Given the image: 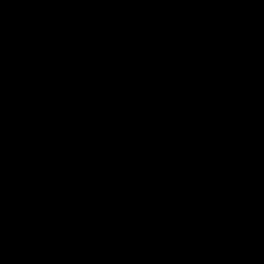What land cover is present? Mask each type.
Here are the masks:
<instances>
[{
	"label": "trees",
	"instance_id": "trees-1",
	"mask_svg": "<svg viewBox=\"0 0 264 264\" xmlns=\"http://www.w3.org/2000/svg\"><path fill=\"white\" fill-rule=\"evenodd\" d=\"M37 1L0 0V105L6 122L30 128L22 123L16 138L28 133L24 143L5 148L19 150L14 165L46 170L88 139L99 113L79 92L114 82L117 92L126 87L143 99L145 114L182 128L184 139L215 151L230 138L241 146L223 160L264 154V120L238 111L240 99L264 100V46L244 39L253 21L233 28L220 18L197 19L193 34L178 28L186 0H161L162 7L152 8L161 18L139 14L137 0H105L103 10L82 3L41 8ZM227 1L264 14V0ZM90 12L102 15L89 19ZM9 16L12 23L2 30ZM147 35H160L165 50L140 64ZM234 46L249 51L228 50ZM10 55L15 68L8 73L12 62L2 64ZM36 146L42 149L24 156ZM84 155L86 172L46 195L78 204L72 223L47 227L33 204L15 201L0 215V249L83 254L99 242L114 255L145 257V264H248L258 255L253 248L264 247V195L210 190L157 152L109 146ZM117 177L121 187L134 185L135 194L112 196Z\"/></svg>",
	"mask_w": 264,
	"mask_h": 264
},
{
	"label": "water",
	"instance_id": "water-1",
	"mask_svg": "<svg viewBox=\"0 0 264 264\" xmlns=\"http://www.w3.org/2000/svg\"><path fill=\"white\" fill-rule=\"evenodd\" d=\"M161 41L144 45L139 63L144 64L164 53ZM228 50L248 53L245 47H228ZM81 98L94 105L98 118L91 129L86 143L78 149L60 154L53 162L52 173L57 179L29 169L14 167L11 162L0 163V215L15 201H28L35 205L37 219L47 227L67 226L72 223L78 204L57 199L51 203L42 201V195L52 193L62 180L83 175L84 151L98 150L112 146L132 147L134 150L157 152L169 163L187 167L185 175L196 178L210 190L229 189L264 195V155L257 162H226L210 146L197 140L184 139L185 131L178 126H164L157 117L145 114L129 98L112 88L95 87L81 89ZM239 112L245 119L257 120L263 109L252 103H241ZM21 123L5 125L0 119V148H7L9 142L21 135ZM122 188L111 195L122 193ZM94 255L93 264H145L147 258L125 251L114 255L103 244L88 246ZM0 264H90L83 254L75 250L55 255H35L30 252L11 254L0 252ZM248 264H264V253L257 255Z\"/></svg>",
	"mask_w": 264,
	"mask_h": 264
},
{
	"label": "rangeland",
	"instance_id": "rangeland-1",
	"mask_svg": "<svg viewBox=\"0 0 264 264\" xmlns=\"http://www.w3.org/2000/svg\"><path fill=\"white\" fill-rule=\"evenodd\" d=\"M40 1H42L44 3H47V5L49 6L47 0H40ZM104 1L105 0H73V1L72 0H65L68 8L74 6L76 3H82V4H88L89 6H93V7L97 8V9L100 8V10L105 9ZM191 1L193 2L192 6H189L188 8H186L185 11L189 12L188 16H190V15L195 16V17H192V20H194L196 18L209 17V16H211V14H215V13H218V14L222 13V16L227 15V19L229 21L227 23V25L229 27H237V26H239L242 23L247 25V24H249V23H251L253 21L252 25H254V27L251 29V32L244 39L247 40L246 42L248 44H251V45H254V46H264V14H253L252 8L249 7L248 10H247L248 12H246V16L244 17V16H242V14L237 9L233 10L232 7H226L223 2H220V0H191ZM57 6H61L62 7V4L57 3ZM199 8L205 9V14H203L201 17L198 15V12H197ZM137 10L139 11V14L140 13L142 14V12H141V10L139 8ZM101 15L102 14L100 12H96L95 17L98 18ZM220 19H221V17H220ZM249 21H251V22H249ZM7 22L9 23V22H11V20H7L6 23ZM192 22L193 21L182 22L180 24H181L182 28H191V26H193ZM5 29H6V27L2 25V30H5ZM242 31H244V28L242 29ZM145 40H149V42L154 41V40L162 41V38L161 37H159V38H145ZM14 58H15L14 55H10L9 58H6V60L2 64V68H7L9 66V61L12 62V66L9 68L8 73L13 71L14 68H15ZM21 68H20V71H21V75H22L24 69H21ZM22 76L24 77V75H22ZM116 84L117 83L114 82L113 85L111 86V88L115 87ZM119 88L120 89H119L118 92L123 94L127 98H129L139 108H142V109L146 108V105H145L143 99L139 98L136 94L132 93L126 87H122L121 86ZM142 102H143L144 105L142 104ZM245 102L250 103L249 101H246V100H243L241 103H245ZM145 111H149V110L146 108ZM5 114H6V106L1 104L0 105V119H1V122L3 124L9 125V124H12V123H19L20 122V121L19 122H6L4 120ZM61 115L62 114H60V117H61ZM60 117H59V119H60ZM59 119H57V120H59ZM22 123L26 126V128H29L25 121L22 122ZM174 126H176V125H174ZM31 129H32V127H31ZM27 135H28V133H26L21 139L13 138L9 142V144H15V143H18L20 141L22 143H24V140H25ZM88 135H89V133H88ZM86 139H84L79 146H77V145L72 146L70 150H75V149H78L81 146H83L86 143ZM226 142H230V143H229V145L224 146L225 150L222 151L223 147L218 148L216 150V152H217V154L219 156L221 154V151L223 152V154H225V153H228L229 151H233L234 152L235 150L241 148V146L239 144H237L236 142L232 141L231 138L229 139V141H226ZM202 143L205 144L204 142H202ZM14 149H15L14 147L11 150H7L5 148H0V163L11 162L14 167L21 168V169L35 170V171L47 176L50 180H54L55 179V176L52 173L53 165L50 168L46 169V170L41 169L38 166V164H34V165L30 166V167H22V166H19V165H14L15 160H16L15 153L19 151L18 149H15L16 151ZM41 149L42 148L40 146H36L32 150L28 151V153H24L25 154L24 156L30 157V156L34 155V153L36 154L37 150H41ZM263 155L264 154H262V155L252 154L251 156H249L247 158H244V159H242L241 161H239L237 163H252V162H256L254 159H256V158L259 159ZM225 161L226 162L235 163L236 161L234 160V154L230 155V157L227 158ZM60 189H61V185L58 186L52 193L56 194ZM52 193H49V194H52ZM46 195L47 194L42 195V201L43 202L51 203L54 200H56V199L52 200V198L50 196L47 197ZM34 207H35V205H34ZM96 243H99V242H96ZM92 244H94V243H92ZM92 244H90V246ZM105 248L107 249V246H105ZM70 250H74V249L71 248L68 251H70ZM253 251L258 253V255H259L261 253H264V247L257 245V246H255L253 248ZM0 252H6V249L5 250L4 249H0ZM32 252L34 254H36V255H55L56 251H52V252L49 253L48 251H46V249L44 247H37L36 250H34ZM86 254L87 255L90 254V255H92L91 257H94L92 252L91 253L87 252ZM119 254H121V253H119ZM89 259H86V261L88 263H90V264H93ZM220 264H227V263H220Z\"/></svg>",
	"mask_w": 264,
	"mask_h": 264
},
{
	"label": "built area",
	"instance_id": "built-area-1",
	"mask_svg": "<svg viewBox=\"0 0 264 264\" xmlns=\"http://www.w3.org/2000/svg\"><path fill=\"white\" fill-rule=\"evenodd\" d=\"M160 1L161 0H137V2L139 3V7L138 8L141 10L142 14L146 11V14H145V17L146 18H148V17L161 18L162 17V14L160 12H156V11H154L152 9V8H156V7H162V4L160 3ZM186 1L188 2V4L184 7V9L182 10V12H180V15H182V19L178 22V28L179 29H186L187 31H189V32H191L193 34H196L194 26H191V28H182L180 23L193 21L192 23L194 25V23H195V21L197 19H201V20L204 19V20H206V19H208L210 17H212V18H220L221 17V19H219V20H222L223 19V21L226 22V23H223V24H226V25L229 22L228 19H227V15L222 16V13H219V14L218 13H215V14H211V16H209V17L196 18V19L192 20V17H195V16H193V15L188 16L189 15V12H186L185 9L188 8L189 6H192L193 2L191 0H186ZM47 2H48V4H54L55 7H58V8H61V9H68L65 0H57V1L47 0ZM220 2H223L226 7H232L233 10L237 9L242 14V16H244V17L246 16V12H248L247 11L248 8H249L248 6H238L237 4H235L233 2H228L227 0H220ZM57 3L62 4V7L61 6H57ZM37 5L39 7H41V8L42 7H49L47 5V3H44V2H42L40 0L37 1L36 6ZM197 12H198V15L201 17L203 14H205V9L199 8ZM252 12H253V14H260V12L258 10H256V9H252ZM95 14H96V12H90L88 14V18L89 19L96 18L95 17ZM4 16H8V15L5 14ZM7 20H11L10 16L7 17V19H5V22L3 24V26H5V27H6V24L7 25H10L12 23V20H11V22H9V23L7 22L6 23ZM233 28H238V26L237 27H233ZM145 37L149 38L148 35L145 36ZM159 37H160V35L159 36H156L154 38H159ZM150 38H152V37H150ZM154 41H156V40H154ZM93 88H95V87H93Z\"/></svg>",
	"mask_w": 264,
	"mask_h": 264
},
{
	"label": "flooded vegetation",
	"instance_id": "flooded-vegetation-1",
	"mask_svg": "<svg viewBox=\"0 0 264 264\" xmlns=\"http://www.w3.org/2000/svg\"><path fill=\"white\" fill-rule=\"evenodd\" d=\"M243 100H246V101H249L250 103H252V104H255V105H259V106H261L262 107V109H263V115H262V117L260 118V119H262V120H264V100L262 99V98H243V99H240V103H239V105L241 104V102L243 101ZM239 110V109H238ZM240 113V112H239ZM241 114V113H240ZM242 116V115H241ZM243 117V116H242ZM83 153H85V151L83 152ZM119 177V176H118ZM118 177L116 178V186H114L113 187V189H116V188H118V187H120V188H122V191L125 193V194H121V195H132V194H135V192H136V187L134 186V185H132V186H124V187H121L120 186V184H119V179H118ZM55 179H57V177H55ZM64 180H62L61 182H60V184H59V186L61 185V183L63 182ZM113 186V185H112ZM57 200V199H56ZM55 201V200H54ZM53 201V202H54ZM7 252V251H6ZM26 252H30V253H32V254H34L33 252H31V251H26ZM26 252H18V253H26ZM87 252H89V253H91V251H89L88 250V248L86 249V252L83 254L84 256H85V259H89L92 263H94V258L93 257H91L92 255H90V254H86ZM8 253H10V252H8ZM11 254H17V253H11ZM36 255V254H35Z\"/></svg>",
	"mask_w": 264,
	"mask_h": 264
},
{
	"label": "bare ground",
	"instance_id": "bare-ground-1",
	"mask_svg": "<svg viewBox=\"0 0 264 264\" xmlns=\"http://www.w3.org/2000/svg\"><path fill=\"white\" fill-rule=\"evenodd\" d=\"M236 18V17H235ZM252 23V22H251ZM250 28V27H249ZM255 31V30H254ZM231 33V32H230ZM260 34V33H259Z\"/></svg>",
	"mask_w": 264,
	"mask_h": 264
}]
</instances>
